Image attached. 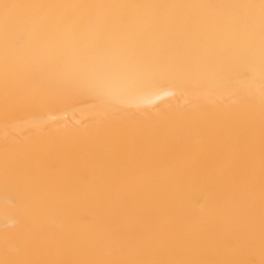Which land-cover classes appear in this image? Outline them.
<instances>
[{
    "label": "bare ground",
    "instance_id": "6f19581e",
    "mask_svg": "<svg viewBox=\"0 0 264 264\" xmlns=\"http://www.w3.org/2000/svg\"><path fill=\"white\" fill-rule=\"evenodd\" d=\"M262 2L0 0V264H264Z\"/></svg>",
    "mask_w": 264,
    "mask_h": 264
},
{
    "label": "snow or ice",
    "instance_id": "6c2138e0",
    "mask_svg": "<svg viewBox=\"0 0 264 264\" xmlns=\"http://www.w3.org/2000/svg\"><path fill=\"white\" fill-rule=\"evenodd\" d=\"M3 7L5 9V20L7 21V19H8L7 10L10 9V8H17V7H21V6L5 4V5H3ZM261 10H262V16H264V2H262V4H261Z\"/></svg>",
    "mask_w": 264,
    "mask_h": 264
}]
</instances>
